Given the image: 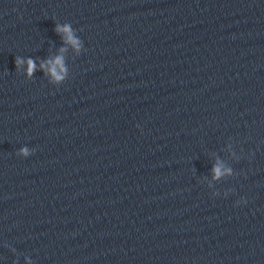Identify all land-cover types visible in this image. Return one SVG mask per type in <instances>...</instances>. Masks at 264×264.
<instances>
[{
	"label": "clouds",
	"instance_id": "9594fccd",
	"mask_svg": "<svg viewBox=\"0 0 264 264\" xmlns=\"http://www.w3.org/2000/svg\"><path fill=\"white\" fill-rule=\"evenodd\" d=\"M57 31H58V32L63 31V32H65V33H68V41H70V42H72V43H75V41H72V37H71V34H70V29H69V27H68L67 25L64 26V28H62V29L58 26V27H57ZM18 63H19V62H18ZM61 64H62V58H61V57H57L56 60H55V62H54V65H53V67H52V69H51L52 75H53L57 80L61 79V77H60L59 75H57V73H56V68H57V66H60ZM33 69H34V64H33L32 61H29V72L31 73V71H32ZM22 151H23L25 154H27V150H26V149H24V150H22ZM214 171H215L217 177L221 174L219 168L214 169Z\"/></svg>",
	"mask_w": 264,
	"mask_h": 264
}]
</instances>
